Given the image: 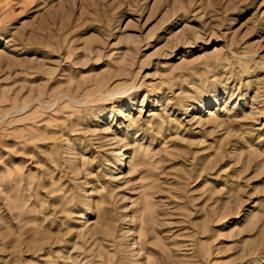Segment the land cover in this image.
I'll list each match as a JSON object with an SVG mask.
<instances>
[{
  "label": "rangeland",
  "instance_id": "obj_1",
  "mask_svg": "<svg viewBox=\"0 0 264 264\" xmlns=\"http://www.w3.org/2000/svg\"><path fill=\"white\" fill-rule=\"evenodd\" d=\"M0 264H264V0H0Z\"/></svg>",
  "mask_w": 264,
  "mask_h": 264
}]
</instances>
